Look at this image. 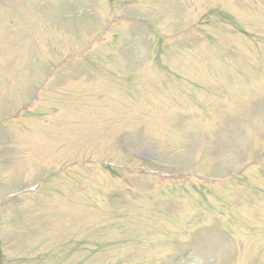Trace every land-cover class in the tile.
<instances>
[{
	"label": "rangeland",
	"instance_id": "rangeland-1",
	"mask_svg": "<svg viewBox=\"0 0 264 264\" xmlns=\"http://www.w3.org/2000/svg\"><path fill=\"white\" fill-rule=\"evenodd\" d=\"M13 114L0 264H264V0H0Z\"/></svg>",
	"mask_w": 264,
	"mask_h": 264
},
{
	"label": "flooded vegetation",
	"instance_id": "flooded-vegetation-1",
	"mask_svg": "<svg viewBox=\"0 0 264 264\" xmlns=\"http://www.w3.org/2000/svg\"><path fill=\"white\" fill-rule=\"evenodd\" d=\"M31 109L33 110V108H31ZM23 111H27V110L26 109H23ZM20 113H23V112L21 111ZM21 116H23V115H21ZM14 119H15L14 118V114L12 116L8 117V118L0 117V120H1L0 123L7 124V125H10L11 126L12 125L11 123H12V121ZM11 130H16V129L12 128Z\"/></svg>",
	"mask_w": 264,
	"mask_h": 264
}]
</instances>
